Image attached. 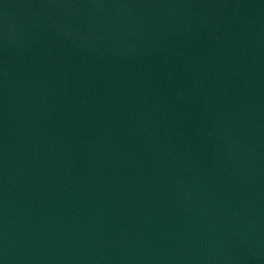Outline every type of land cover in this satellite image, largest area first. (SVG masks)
<instances>
[{
  "label": "water",
  "instance_id": "water-1",
  "mask_svg": "<svg viewBox=\"0 0 264 264\" xmlns=\"http://www.w3.org/2000/svg\"><path fill=\"white\" fill-rule=\"evenodd\" d=\"M0 264H264V0H0Z\"/></svg>",
  "mask_w": 264,
  "mask_h": 264
}]
</instances>
